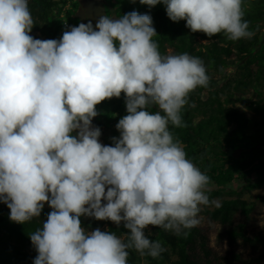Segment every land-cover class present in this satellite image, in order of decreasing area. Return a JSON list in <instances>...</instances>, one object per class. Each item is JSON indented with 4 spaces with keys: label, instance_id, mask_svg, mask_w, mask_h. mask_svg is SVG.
<instances>
[{
    "label": "clouds",
    "instance_id": "obj_1",
    "mask_svg": "<svg viewBox=\"0 0 264 264\" xmlns=\"http://www.w3.org/2000/svg\"><path fill=\"white\" fill-rule=\"evenodd\" d=\"M139 2L165 4L170 20L209 38L255 35L243 0ZM33 26L28 0H0V203L21 224L51 208L30 234L33 264H128L129 249L157 258L165 249L145 230L187 235L210 203V178L169 130L186 127L190 93L208 84L204 62L162 55L152 17L137 11L79 23L59 40L34 38ZM122 93L120 135L104 145L96 106ZM81 217L123 225L127 240L87 231Z\"/></svg>",
    "mask_w": 264,
    "mask_h": 264
},
{
    "label": "trees",
    "instance_id": "obj_2",
    "mask_svg": "<svg viewBox=\"0 0 264 264\" xmlns=\"http://www.w3.org/2000/svg\"><path fill=\"white\" fill-rule=\"evenodd\" d=\"M101 1L108 7L109 14L114 12L115 18L132 11L150 15L157 33L153 41L158 44L162 55H167L170 49L172 55L187 53L199 57L204 62L208 77L210 71L222 72L228 65L227 58L237 56L241 76L236 78L235 87L238 89L264 84V34L260 33V25L264 24V0H243L244 19L249 22V30L255 35L251 39L238 41L228 40L223 33L209 38L202 32H191L185 26L186 21L173 22L168 18L163 3L149 7L139 0ZM28 5L34 20L30 35L38 31L46 39L59 40L67 30L63 25L64 20L72 26L79 25V0H73L70 7L65 9L62 8V0H30ZM62 13L64 17H61ZM198 38L210 42L203 44ZM216 85L217 82L209 77L206 87H197L190 93L188 103L181 112L186 127L169 125L174 139L181 142L186 158L216 186L208 191L209 200L221 195L228 184L237 179L245 180L247 170L258 158L264 156V106L259 101L255 102L256 106H250V109L261 114V120H255L242 108L229 106L233 103L232 94L222 100L221 91L215 88ZM205 92L207 95L203 97ZM100 104L105 108L113 107L108 121L113 119L114 114H117V121L127 114L124 99L112 98ZM150 110L155 112L158 109ZM251 122L256 128L253 133L247 134L246 129ZM239 148L243 152L235 157L231 152ZM252 206L240 198L223 200L219 207L205 210L204 213L211 220L227 224L231 222L235 211L249 213ZM50 211V207L44 206L40 217L21 224L11 221L10 209L0 203V264H33L37 252L30 234L42 228ZM81 222L84 228L111 231L127 240V231L123 225L118 227L106 221L107 229H101L104 222L94 218L81 217ZM184 231L187 235L177 236L171 231L153 227V234L147 236L153 241L158 240L165 250L153 258L141 256L135 249H129L128 264H237L231 257L215 254L207 244L206 235L198 227Z\"/></svg>",
    "mask_w": 264,
    "mask_h": 264
},
{
    "label": "rangeland",
    "instance_id": "obj_3",
    "mask_svg": "<svg viewBox=\"0 0 264 264\" xmlns=\"http://www.w3.org/2000/svg\"><path fill=\"white\" fill-rule=\"evenodd\" d=\"M30 1V0H28ZM62 8H69L73 0H62ZM81 5L77 14L87 23L89 18L88 10L91 8V12L98 13L93 7L92 3L95 0H79ZM103 12L109 17L115 18L114 12L109 14L108 7L102 3ZM93 6V7H92ZM99 15V14H97ZM81 22V19L79 21ZM260 33L264 34V24L260 25ZM34 38L40 37L45 40V36L40 35L38 31L31 34ZM198 41L206 44L210 41L202 40L198 38ZM167 55H172L171 50H167ZM238 57L233 56L227 58V66L225 69L218 73L216 71H210L209 77L217 82L216 89L220 90L221 99H225L227 95L232 94L233 103L229 104L232 107H240L247 111L255 120H261V114L250 109V106H256L255 102L259 101L264 106V84L253 87H235L236 78L240 77L239 68L237 66ZM207 93L203 94L206 97ZM121 99H124V94H121ZM110 107H103L101 104L96 106L98 115L93 118V126L99 127L101 130V136L99 141L104 145L112 146V137H119L120 133L116 129L117 114L112 115V120L108 121L107 118H111ZM256 126L251 122L246 129L247 134L253 133ZM240 151L239 156L241 155ZM233 155L236 151L231 152ZM246 179H237L232 184H228L223 193L219 196H214L208 205H201L200 212L198 213L199 224L196 225L207 237V244L209 248L213 250L218 256H228L234 259L237 264H264V156L258 158L255 163L247 170ZM246 171V172H247ZM216 186L209 183L206 188V195L208 191L215 189ZM245 200L253 204L249 213L241 212L237 210L233 213V217L230 223L222 224L219 221L211 220L204 213L205 210H214L219 207L223 200L237 199ZM46 207H49L45 204ZM104 224L101 229H107L108 224L106 221H102ZM111 224V221H109ZM87 231L95 230L93 228H85ZM146 235L153 234V227L149 226L145 230ZM121 239H123L121 237Z\"/></svg>",
    "mask_w": 264,
    "mask_h": 264
},
{
    "label": "water",
    "instance_id": "obj_4",
    "mask_svg": "<svg viewBox=\"0 0 264 264\" xmlns=\"http://www.w3.org/2000/svg\"><path fill=\"white\" fill-rule=\"evenodd\" d=\"M92 5L94 6H92L98 13H96V14H94V13H92L91 12V8L88 10V12H89V18H90V20H88V22L89 21H91L92 22V24H93V27H95V24L97 23V21H98V19L101 17V16H105V14H104V12H103V10H102V8H103V5H102V1L101 0H95V2L93 1V3H92ZM97 14H99V15H97ZM77 16L81 19V22L82 23H86L78 14H77ZM87 22V23H88ZM242 149H236V154H235V157H239V154H240V151H241Z\"/></svg>",
    "mask_w": 264,
    "mask_h": 264
},
{
    "label": "built area",
    "instance_id": "obj_5",
    "mask_svg": "<svg viewBox=\"0 0 264 264\" xmlns=\"http://www.w3.org/2000/svg\"><path fill=\"white\" fill-rule=\"evenodd\" d=\"M61 17H64V13L61 14ZM63 25H64L65 29H67V30H69L70 27H72V25L69 24L67 20L63 21Z\"/></svg>",
    "mask_w": 264,
    "mask_h": 264
}]
</instances>
